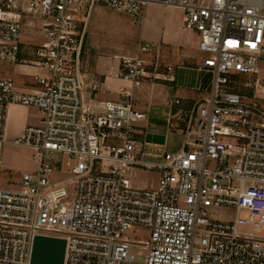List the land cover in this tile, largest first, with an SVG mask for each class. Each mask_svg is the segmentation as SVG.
<instances>
[{
	"label": "built area",
	"instance_id": "2783aa9c",
	"mask_svg": "<svg viewBox=\"0 0 264 264\" xmlns=\"http://www.w3.org/2000/svg\"><path fill=\"white\" fill-rule=\"evenodd\" d=\"M151 3L184 10L185 26L199 32L200 49L212 54L203 68L213 83L211 95L179 117L182 148L153 162L136 152L133 123L146 113L133 92L121 90L118 100L96 110L82 98V54L94 9L140 23ZM31 14L47 32L40 44L22 40ZM262 59L264 0H0V62L42 70L34 75L36 88L0 79V166L10 106L42 114L13 141L34 149L38 165L23 173L19 189L0 188V264H31L36 235L67 240L64 264H264V79L250 85L253 94L237 88L238 75L256 72ZM172 70L160 59L125 57L110 74L139 81ZM64 156L78 179L72 202H64L67 185L49 179ZM134 166L154 170L158 187H133L126 170ZM212 206L248 213L232 223L210 216ZM245 222L260 226L262 236L239 233L237 223ZM134 224L147 227L151 240L120 237ZM139 244L146 246L143 261Z\"/></svg>",
	"mask_w": 264,
	"mask_h": 264
},
{
	"label": "crops",
	"instance_id": "0c3cea01",
	"mask_svg": "<svg viewBox=\"0 0 264 264\" xmlns=\"http://www.w3.org/2000/svg\"><path fill=\"white\" fill-rule=\"evenodd\" d=\"M184 16L185 12L180 7L151 3L143 10L142 21L138 23L128 14L98 6L89 21L82 54L84 102L96 110L102 107L103 102L117 100L121 90L133 92L135 98L138 96L137 107L146 113L144 125H150L152 120L155 123L166 120L167 127L176 130L178 140L175 145H171L168 137L163 145L175 151L182 148L184 141V122L179 117L185 110L209 97L213 85L211 73L203 68L206 58L200 49L199 32L185 26ZM145 42L153 45L152 51L140 49ZM125 57H137L147 64L160 59L173 70L139 81L110 74V71L121 69ZM35 68V74L42 72L40 68ZM167 76L171 79H166ZM20 87L36 88L37 84L34 80L27 81ZM175 99H179L180 103H174ZM41 119L38 108L13 104L9 108L5 134L17 138L26 127L39 124ZM174 119L178 125L173 127L171 123ZM158 130L155 128L154 132ZM140 132V142L148 144L150 150L157 151L162 146L154 140L149 141L146 133ZM179 140L182 143L179 144ZM143 155L145 159L139 155L141 159L150 162L157 161L159 157L144 151Z\"/></svg>",
	"mask_w": 264,
	"mask_h": 264
},
{
	"label": "rangeland",
	"instance_id": "374dc122",
	"mask_svg": "<svg viewBox=\"0 0 264 264\" xmlns=\"http://www.w3.org/2000/svg\"><path fill=\"white\" fill-rule=\"evenodd\" d=\"M42 20L37 14L27 15L24 18L22 24V40L26 44H40L45 40L46 31L42 26ZM205 58H210L212 54L202 51ZM36 68L32 64L28 63H7L0 62V79H10L15 82L16 85L24 86L28 81L34 80ZM239 81L237 88L243 89V92H248L251 88L250 85L254 84L256 78L264 79V59L261 60L260 65L256 72L247 75H238ZM24 88V87H23ZM249 94V93H248ZM253 94V93H251ZM256 96L260 94L255 93ZM140 97V95H139ZM138 99L136 96L135 101ZM118 100V99H117ZM264 107V100L259 103ZM144 119L134 122L133 125L140 131L146 133L149 137L148 140H154L160 145L155 149H149L148 144H143L138 138L136 144V152L145 159L143 151L152 156L158 157L156 160H162L167 152H177L170 147L165 148L164 143L169 138L171 145H175L174 142L178 140L176 138V130L167 127L166 120L155 123L153 120L150 125H144ZM171 125L174 127L178 125L177 120H173ZM158 126V127H157ZM155 128H158V132H154ZM185 127H183L184 129ZM182 136V141H183ZM7 143L2 148L3 164L0 166V188L19 189L22 180V175L26 171H35L38 165L37 155L38 153L27 146L13 144L16 139L15 136L8 137L5 135ZM184 142V141H183ZM182 143L179 140V144ZM241 152H238L240 154ZM145 154V153H144ZM160 154V155H159ZM68 156H64L60 167H55L54 171L49 174L50 181H63L67 185L68 197L64 199V202H72L76 195V187L78 179L74 178L71 172V168L66 166ZM75 162V160H74ZM213 167V161H210L209 168ZM126 176L130 179L132 186L136 188L156 189L158 187L159 176L158 174L146 166H134L126 170ZM246 210L237 212L236 208H228L221 206H212L209 208V215L215 218L236 222L237 218H245L247 215ZM237 231L242 234H250L254 236H262V229L260 226H256L253 222L237 223ZM124 239H128L135 242L144 243L150 241V231L147 227L140 224H134L130 229L126 230L120 235ZM146 246L139 244L136 247L137 260L143 261L147 254Z\"/></svg>",
	"mask_w": 264,
	"mask_h": 264
},
{
	"label": "water",
	"instance_id": "95a60500",
	"mask_svg": "<svg viewBox=\"0 0 264 264\" xmlns=\"http://www.w3.org/2000/svg\"><path fill=\"white\" fill-rule=\"evenodd\" d=\"M67 240L63 237L36 235L33 242L31 264H64Z\"/></svg>",
	"mask_w": 264,
	"mask_h": 264
},
{
	"label": "trees",
	"instance_id": "16d2710c",
	"mask_svg": "<svg viewBox=\"0 0 264 264\" xmlns=\"http://www.w3.org/2000/svg\"><path fill=\"white\" fill-rule=\"evenodd\" d=\"M249 92H250V93H253V89H250Z\"/></svg>",
	"mask_w": 264,
	"mask_h": 264
}]
</instances>
